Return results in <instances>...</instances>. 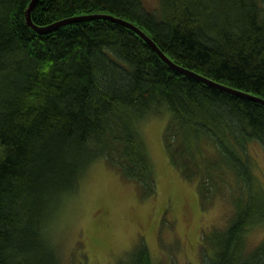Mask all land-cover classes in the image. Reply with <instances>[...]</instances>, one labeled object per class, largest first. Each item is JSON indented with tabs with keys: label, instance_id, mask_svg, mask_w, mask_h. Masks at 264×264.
Here are the masks:
<instances>
[{
	"label": "trees",
	"instance_id": "trees-1",
	"mask_svg": "<svg viewBox=\"0 0 264 264\" xmlns=\"http://www.w3.org/2000/svg\"><path fill=\"white\" fill-rule=\"evenodd\" d=\"M31 1L0 0V264H63L47 231L99 159L143 197L156 195L137 123L165 109L172 166L197 181L202 204L230 192L235 207L227 228L206 235L214 250L205 264H264V241L247 244L264 224L248 152L253 141L264 149V105L173 70L119 23L41 33L27 23ZM93 14L130 21L174 63L264 99V0H161L157 12L142 0H40L31 18L47 28ZM131 264H153L145 245Z\"/></svg>",
	"mask_w": 264,
	"mask_h": 264
},
{
	"label": "rangeland",
	"instance_id": "rangeland-1",
	"mask_svg": "<svg viewBox=\"0 0 264 264\" xmlns=\"http://www.w3.org/2000/svg\"><path fill=\"white\" fill-rule=\"evenodd\" d=\"M153 12L161 0H142ZM171 118L167 109L139 121L157 175V193L143 197L138 186L103 159L82 176L79 190L69 195L59 216L47 231L63 264H131L135 250L145 245L153 264H205L213 246L206 235L229 225L235 207L230 192L202 204L197 181L187 179L172 166L164 146V132ZM211 154L214 148H209ZM254 169L264 188V149L248 145ZM264 241V224L247 235L249 249ZM206 249H205V248ZM208 248V249H207Z\"/></svg>",
	"mask_w": 264,
	"mask_h": 264
},
{
	"label": "water",
	"instance_id": "water-1",
	"mask_svg": "<svg viewBox=\"0 0 264 264\" xmlns=\"http://www.w3.org/2000/svg\"><path fill=\"white\" fill-rule=\"evenodd\" d=\"M40 0H32L30 2V5H29V8L27 10V13H26V19H27V23L32 27L34 28L35 30L41 32V33H44L46 32L47 30H52V29H55V28H58L60 26H64V25H67V24H70V23H74V22H77V21H82V20H94V19H104V20H108V21H111V22H114V23H119L125 27H127L128 29L134 31L139 37H141L147 44L150 45V47L152 48V50L154 52H156L158 54V56L169 66L171 67L173 70L185 75V76H189L191 78H194V79H197L199 81H201L202 83L206 84V85H209L213 88H216V89H219V90H222L224 92H227L229 94H232V95H236V96H240V97H243V98H247V99H251L255 102H258L260 104H263L264 105V99L262 98H259V97H256V96H253V95H250V94H246V93H243L239 90H236V89H233V88H230V87H227V86H224L222 84H219L215 81H212L202 75H199L193 71H190L184 67H181L180 65L174 63L160 48L159 46L154 42V40L149 36L147 35L142 29H140L138 26H136L134 23L130 22V21H127V20H124L122 18H119V17H115L113 15H107V14H93V15H88V16H82V17H76V18H72V19H68V20H64L62 22H59L57 24H54L53 26L51 27H47V28H40L38 26H36L33 21H32V18H31V14H32V11L34 10V8L36 7V5L38 4Z\"/></svg>",
	"mask_w": 264,
	"mask_h": 264
}]
</instances>
